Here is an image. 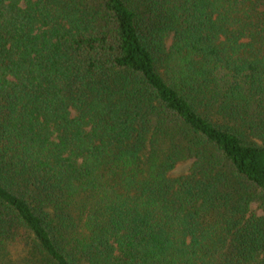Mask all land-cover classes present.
Instances as JSON below:
<instances>
[{"label": "trees", "instance_id": "obj_1", "mask_svg": "<svg viewBox=\"0 0 264 264\" xmlns=\"http://www.w3.org/2000/svg\"><path fill=\"white\" fill-rule=\"evenodd\" d=\"M0 264H264V0H0Z\"/></svg>", "mask_w": 264, "mask_h": 264}]
</instances>
